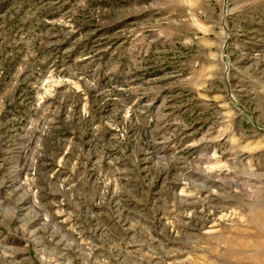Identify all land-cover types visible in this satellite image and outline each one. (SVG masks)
<instances>
[{
  "label": "rangeland",
  "instance_id": "obj_1",
  "mask_svg": "<svg viewBox=\"0 0 264 264\" xmlns=\"http://www.w3.org/2000/svg\"><path fill=\"white\" fill-rule=\"evenodd\" d=\"M0 264H264V0H0Z\"/></svg>",
  "mask_w": 264,
  "mask_h": 264
}]
</instances>
